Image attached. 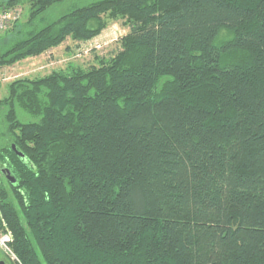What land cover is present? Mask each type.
<instances>
[{
  "label": "trees",
  "instance_id": "16d2710c",
  "mask_svg": "<svg viewBox=\"0 0 264 264\" xmlns=\"http://www.w3.org/2000/svg\"><path fill=\"white\" fill-rule=\"evenodd\" d=\"M22 1L0 68L109 21L128 32L97 66L0 99V229L19 263L264 264V0H96L43 26L64 0L0 10Z\"/></svg>",
  "mask_w": 264,
  "mask_h": 264
},
{
  "label": "rangeland",
  "instance_id": "374dc122",
  "mask_svg": "<svg viewBox=\"0 0 264 264\" xmlns=\"http://www.w3.org/2000/svg\"><path fill=\"white\" fill-rule=\"evenodd\" d=\"M94 1L96 0H64L63 3L51 7L43 14L41 26L57 20L72 8L84 7ZM11 9L18 11L17 21L20 23L26 21L29 5L25 1ZM12 26L13 24L6 30L0 31V35H4V32ZM127 32L128 29L123 26L122 21H109L107 27L93 40L78 43L67 39L60 46L38 57L27 58L13 66L0 68V99L7 96V87L9 83L15 80L43 77L53 71L67 72L72 67L87 69L91 66H97L98 59H107L116 54L120 48L119 41ZM17 118L22 123L38 120L20 109L17 110ZM2 141L0 140V144Z\"/></svg>",
  "mask_w": 264,
  "mask_h": 264
},
{
  "label": "built area",
  "instance_id": "2783aa9c",
  "mask_svg": "<svg viewBox=\"0 0 264 264\" xmlns=\"http://www.w3.org/2000/svg\"><path fill=\"white\" fill-rule=\"evenodd\" d=\"M18 11L14 9H1L0 10V31H4L18 20ZM12 238L10 233L4 232L0 229V251L13 263L20 264L15 255L13 254L10 244Z\"/></svg>",
  "mask_w": 264,
  "mask_h": 264
},
{
  "label": "flooded vegetation",
  "instance_id": "af4514ba",
  "mask_svg": "<svg viewBox=\"0 0 264 264\" xmlns=\"http://www.w3.org/2000/svg\"><path fill=\"white\" fill-rule=\"evenodd\" d=\"M0 264H14L0 251Z\"/></svg>",
  "mask_w": 264,
  "mask_h": 264
},
{
  "label": "water",
  "instance_id": "95a60500",
  "mask_svg": "<svg viewBox=\"0 0 264 264\" xmlns=\"http://www.w3.org/2000/svg\"><path fill=\"white\" fill-rule=\"evenodd\" d=\"M3 173H6L5 175H6L7 180H8L10 183L14 184L15 181H14V179L9 175V173L6 172V171H4V170H3Z\"/></svg>",
  "mask_w": 264,
  "mask_h": 264
}]
</instances>
